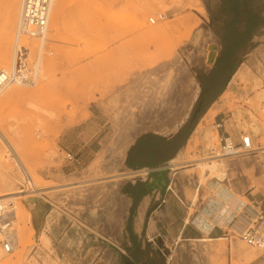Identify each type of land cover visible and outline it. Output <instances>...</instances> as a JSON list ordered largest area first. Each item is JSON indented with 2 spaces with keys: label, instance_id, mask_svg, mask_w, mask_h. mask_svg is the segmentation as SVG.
I'll use <instances>...</instances> for the list:
<instances>
[{
  "label": "rangeland",
  "instance_id": "obj_1",
  "mask_svg": "<svg viewBox=\"0 0 264 264\" xmlns=\"http://www.w3.org/2000/svg\"><path fill=\"white\" fill-rule=\"evenodd\" d=\"M205 1L58 0L54 4L53 0L40 54L36 39L21 37L30 48V62L39 57L40 62L34 85L12 84L0 91V182L12 181L8 189L0 188V194L11 193L1 198L14 204L18 238V247L0 256V264L264 262V255L237 237L232 222L222 238L211 240L172 244L143 236L132 240L134 208L125 194L119 196L122 181L145 175L143 170L122 171L128 144L147 131L171 132L191 118L200 101L202 77L216 53ZM18 3L7 34L10 41L0 46V58H7L0 69L10 67ZM4 4L0 0V13ZM53 12L57 18L50 21ZM157 14L166 17L149 24L148 18ZM1 20L0 14V24ZM262 44L231 75V86L221 95L218 107L225 126L237 132L230 139L237 142L241 134H249L253 153L214 156L220 146L216 110L192 137L187 151L165 171L169 176L185 170L190 176L197 175L205 188L227 175L228 161H243L254 166L251 170L256 176L250 175L253 197L248 199L260 200L256 196L264 189ZM201 111L194 119L197 125L203 118ZM4 133L23 165L6 147ZM61 135L63 142L59 143ZM211 160L220 163L218 170L223 175L200 168V163ZM24 170L35 186L22 191L19 183ZM233 170L232 177L242 183L239 172ZM116 179L118 184L113 186ZM246 190H235L230 197L240 204L235 215L241 216L247 206L260 209L246 199ZM190 200L195 205L192 196ZM259 204L264 209V201Z\"/></svg>",
  "mask_w": 264,
  "mask_h": 264
},
{
  "label": "crops",
  "instance_id": "obj_2",
  "mask_svg": "<svg viewBox=\"0 0 264 264\" xmlns=\"http://www.w3.org/2000/svg\"><path fill=\"white\" fill-rule=\"evenodd\" d=\"M205 3L208 23L215 36L216 53L212 66L202 77L199 96L202 120L205 125L217 110L215 121L220 125L217 129L219 137L237 136L234 128L225 126L226 120L218 107L221 95L231 86V75L238 71L244 63L243 59L252 57L263 45L264 0H207ZM194 119L185 121L169 133H141L124 150L122 171H145V175H133L124 183H119V196L125 194L134 208L129 234L132 240L143 236L159 244H172L222 238L227 221L240 205L230 198L235 190L243 192L247 189L245 197L250 202L259 204L264 201V189L256 196L259 201L248 199L253 197L250 175L254 174L251 170L254 166L243 161H228L227 175L222 179L215 178L205 188L200 185L197 175L190 176L185 170L172 172L170 176L165 173L191 145L197 127ZM62 136L58 139L59 143L63 142ZM233 169L239 172L242 183L240 178L232 177ZM253 177L256 179V176ZM115 184L118 180L113 186ZM191 196L195 205L190 200ZM204 200L206 206L203 205ZM192 207L195 209L190 211ZM258 207L263 209L260 204ZM120 231V238L123 239L122 223ZM255 264L264 262L259 260Z\"/></svg>",
  "mask_w": 264,
  "mask_h": 264
},
{
  "label": "built area",
  "instance_id": "obj_3",
  "mask_svg": "<svg viewBox=\"0 0 264 264\" xmlns=\"http://www.w3.org/2000/svg\"><path fill=\"white\" fill-rule=\"evenodd\" d=\"M51 0H19L18 15L16 23V38L13 44L12 62L8 69H0V90L12 84L21 86H32L37 79V59L30 62V48L25 43H20L21 37L36 39L39 43L38 53L41 52V44L45 40L48 26ZM164 14H157L148 18L149 24L165 19ZM39 55V54H38ZM220 125L216 123V128ZM254 151L251 136L241 134L237 142L232 141L229 136L220 137V146L214 153L218 157H234L239 155H249ZM71 159V154H67ZM29 177L22 174L19 186L22 191L28 189ZM254 207L258 204L251 202ZM241 216L232 213L226 226L233 223V229L237 237L247 246L259 251L264 255V210H256L252 207H244L240 212ZM238 216L239 220H235ZM15 207L10 200L0 201V251L2 254H10L18 247L16 233ZM238 222V225L235 223Z\"/></svg>",
  "mask_w": 264,
  "mask_h": 264
},
{
  "label": "bare ground",
  "instance_id": "obj_4",
  "mask_svg": "<svg viewBox=\"0 0 264 264\" xmlns=\"http://www.w3.org/2000/svg\"><path fill=\"white\" fill-rule=\"evenodd\" d=\"M52 1L51 0V5H50V10H51V6H52ZM16 2L17 0H5V4H4V10L1 14V18H2V22L0 24V46L2 45H8V42L10 41L9 39L7 40V34L8 32H11V28H12V23H14V18H15V14H16ZM58 0H55L54 4L56 3L57 4ZM18 7V5H17ZM199 11L203 14L204 13V9L203 7L200 5L199 7ZM50 13V12H49ZM57 18V15L54 14L53 12V15L50 19L51 20H56ZM51 28L53 29L54 28V25L52 26V24H50ZM54 31V30H53ZM17 40V38L15 37V39L13 40V44L14 42ZM24 39H21L20 40V43H22ZM43 45V42L41 44V46ZM7 47V46H6ZM5 47V48H6ZM6 52V50H5ZM4 53V52H2ZM7 53V52H6ZM40 54V53H39ZM5 55V54H4ZM12 56H13V48H12ZM12 56H11V62H12ZM6 57V56H5ZM7 59V58H6ZM5 58H3V60L0 58V64H3L5 63L6 60ZM40 62V57H39V61L37 60V63H36V66H38V63ZM11 64V63H10ZM1 91V90H0ZM212 112V111H211ZM204 122L203 120L201 122H199V124L197 125L196 127V132H199L201 131L204 127ZM195 137V136H194ZM2 140L4 141L6 147H8V150L9 152L11 153V155L15 158L16 162H18L20 165L22 164L23 165V160L20 159V157L18 156L17 152H16V149L15 147L13 146V144L11 143L12 141L4 134H2ZM200 168L202 170H208V171H219L218 173H221L220 175H223L222 172L220 170H218V167L221 166L219 162H215L213 160H211L210 162H202L199 164ZM25 173H24V176L25 178L26 177H29V179H27L26 181H28L29 185L30 186H35V181L30 177L29 173L24 170ZM203 179V178H202ZM221 179V178H220ZM201 180V179H200ZM12 185V181L10 179H6V180H2L0 182V188H4L5 190L9 188V186ZM33 189V188H32ZM37 189V188H36ZM13 193V192H12ZM9 196L11 195L10 192L8 193H2L0 194V198L3 196ZM226 197V196H225ZM1 200H7V198H1ZM236 225H238V222L235 223ZM243 252V251H242ZM247 254V253H245ZM2 255H5V254H2V252L0 251V256Z\"/></svg>",
  "mask_w": 264,
  "mask_h": 264
},
{
  "label": "water",
  "instance_id": "obj_5",
  "mask_svg": "<svg viewBox=\"0 0 264 264\" xmlns=\"http://www.w3.org/2000/svg\"><path fill=\"white\" fill-rule=\"evenodd\" d=\"M200 107H201V101L198 102V104H197L195 110L193 111V113H192V115H191V119H194V118H195L196 114H197V113L199 112V110H200Z\"/></svg>",
  "mask_w": 264,
  "mask_h": 264
},
{
  "label": "trees",
  "instance_id": "obj_6",
  "mask_svg": "<svg viewBox=\"0 0 264 264\" xmlns=\"http://www.w3.org/2000/svg\"><path fill=\"white\" fill-rule=\"evenodd\" d=\"M200 99H201V97H200ZM190 119H191V118H190ZM190 119H189V120H190Z\"/></svg>",
  "mask_w": 264,
  "mask_h": 264
}]
</instances>
